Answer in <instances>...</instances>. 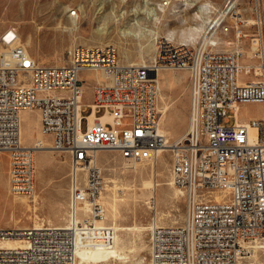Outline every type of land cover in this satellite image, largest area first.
<instances>
[{
	"label": "built area",
	"instance_id": "built-area-1",
	"mask_svg": "<svg viewBox=\"0 0 264 264\" xmlns=\"http://www.w3.org/2000/svg\"><path fill=\"white\" fill-rule=\"evenodd\" d=\"M235 7V0H226L206 34L226 33ZM251 41L257 44L258 62L252 67L257 80L239 77L247 70L240 64L241 47L213 49L212 44L166 38L158 40L154 62L141 65L120 63L113 44H78L61 65L36 61L22 45L10 48L8 58L0 55V154L8 153L11 192L31 196L35 190V148L21 140L25 110L40 111L43 132L54 150L68 154L71 169L68 226H0V240L22 237L27 242L19 248L0 244V264H76L79 246L113 244L115 228L95 223L104 212L99 198L105 180L95 151L119 150L137 164L167 147L158 108L160 68L189 73L188 128L170 146L172 174L187 209L179 224L152 225L151 264H248L264 253V117L238 123L236 112L238 104L264 103L262 33ZM94 70L105 72L110 82L93 83L86 100L82 72ZM85 104L91 107L87 115ZM107 115L111 119H101ZM215 192L225 193L224 198L217 200Z\"/></svg>",
	"mask_w": 264,
	"mask_h": 264
},
{
	"label": "rangeland",
	"instance_id": "rangeland-1",
	"mask_svg": "<svg viewBox=\"0 0 264 264\" xmlns=\"http://www.w3.org/2000/svg\"><path fill=\"white\" fill-rule=\"evenodd\" d=\"M189 1L193 4L181 6L180 15L176 16L173 15V9L181 5L182 0H0V55H3L2 48L11 47L7 46L3 35L14 30L20 37V42L15 45L26 46L36 61L46 65H61L69 62V50L77 44H113L118 49L120 62L143 63L141 62L143 59L151 61L157 37L168 38V32L173 31L174 38L171 40L180 42L182 29H188L190 25L202 22L200 17L195 16L201 2L210 1L214 7L210 15L215 16L226 0ZM143 3L153 8L154 13L159 17L157 21L146 18V14L141 11ZM236 5L237 13L228 16L229 30L217 35L220 42L213 49L231 50L237 46H244L250 51L252 38L262 33L264 39V0H238ZM161 6H164V11L159 9ZM74 11L77 14L73 15ZM203 16L205 17L206 14L204 13ZM135 22L142 27L139 36L127 33ZM98 28L100 30H97ZM148 29H153L156 34L150 36ZM240 32L244 36L238 41L237 33ZM203 35L200 33L197 41L190 44H200ZM150 42L152 48L148 51L147 45ZM242 61H250L257 65L258 59L243 58ZM157 76L166 92L169 91L168 87H172L167 97L164 94L162 103L168 107V111L164 122L161 123L162 129L169 132L171 141L181 137L188 128L191 105L188 73L185 70H161ZM240 77L258 78L253 73L243 72ZM82 78L86 85V100L91 96V83L96 79H105L102 72L87 71L82 72ZM90 112L91 107L85 104L83 114L87 115ZM103 112L102 108L97 111L98 114ZM258 117H264V103L240 104L241 120L250 121ZM22 124L25 133L24 142L30 143L32 139L41 137L36 110L23 113ZM86 124V119L82 120V130H85ZM48 138L43 139L46 144H50ZM157 158V160L137 163L134 167L133 165L136 164L125 160L120 151L98 152V164L103 169L105 178L103 192L107 212L105 224L122 227L139 225L145 226L146 229L141 232L136 229H115L118 242L107 247L114 245L120 251L127 253L126 259L104 254L103 251L107 248L105 246H79L77 249L80 252L90 256L89 263L150 264L149 235L153 223L167 225L179 224L183 221L186 200L181 191L179 192V188L169 184L155 185L156 182H167L172 179L170 173L172 153L166 151L163 158L159 156ZM47 162H51V167L48 173H45L38 168V165L42 166ZM35 165V196H28L29 199L25 198L27 196L17 198L8 191L9 158L6 152H1V227L24 228L42 222L55 226L68 224L70 185L68 154L56 152L51 148L40 149L36 152ZM94 256H97V261L92 260L91 257Z\"/></svg>",
	"mask_w": 264,
	"mask_h": 264
},
{
	"label": "bare ground",
	"instance_id": "bare-ground-1",
	"mask_svg": "<svg viewBox=\"0 0 264 264\" xmlns=\"http://www.w3.org/2000/svg\"><path fill=\"white\" fill-rule=\"evenodd\" d=\"M183 2H182V4L181 5H179V6H177V7H174V9H173V15H180V12H181V10H182V8H181V6H183V5H185V6H187L189 3H191V4H193V2H191V1H189V0H182ZM199 1V0H198ZM237 1L238 0H235V6H237L236 5V3H237ZM167 2H164V4H166ZM144 4V3H143ZM145 6V7H144ZM144 6L141 8V11L143 12V13H145L146 14V18H152L154 21H157L158 19H159V17L156 15V13H154V11H153V8L152 7H147L145 4H144ZM214 7L212 6V4L210 3V1H204V2H201L200 4H199V6L197 7V10H196V12H195V16L196 17H200L201 19H202V22L201 23H199V24H196V25H190L189 27H188V29H182V32H181V34H180V39H179V41L180 42H174V41H172L171 39H173L174 37V32L173 31H169L168 32V38H166V37H164V36H160V37H157L156 38V47H155V52H154V55H153V57L151 58V61H146V60H144L143 59V61H141V62H143V63H134V62H120L119 61V58H118V61L120 62V63H124V64H136V65H141V64H148V63H151V62H154V60H155V56H156V52H157V43H158V40L160 39V38H166V39H168L169 41H171V42H174V43H186V44H190V43H195L196 41H197V39H198V37L200 36V33H203L204 35L202 36V40H201V43H200V45H202V46H208L209 44H212V45H214V47H215V45H217L220 41L218 40V37H217V35H215V34H206V32H207V29L209 28V23L211 22V21H213V20H217L218 19V14L217 15H215V16H211L210 15V13L212 12V9H213ZM161 11H164V6H161V8H159ZM136 11V10H135ZM166 11V10H165ZM206 14V16L204 17L203 16V14ZM234 13L236 14L237 12H236V10L234 11ZM73 15H75V14H77V12L76 11H74L73 13H72ZM239 14V13H238ZM154 16V17H153ZM235 16V15H234ZM71 17H73V16H71ZM76 17V16H75ZM238 17V16H237ZM72 19V18H71ZM75 20V19H74ZM253 21V20H252ZM76 24V23H75ZM77 26V25H76ZM75 26V27H76ZM74 29V28H73ZM141 29H142V27L140 26V24L138 23V22H135V24H132V27H131V29H130V31H127V33H132V34H134L135 36H139L140 35V31H141ZM97 30H100L99 28L97 29ZM12 31V30H11ZM148 31H149V35L150 36H154L155 34H156V32L153 30V29H148ZM12 32H14L15 33V38L11 41V42H7V41H5V43L7 44V46H11L10 48H12V47H14V46H16L15 44L16 43H18V42H20V37H19V35H18V32H16V31H12ZM239 35V36H238ZM237 37H238V41H240L242 38H243V36H242V34H241V32L240 33H237ZM245 37H247V35H245ZM28 39V38H27ZM155 39V38H154ZM155 42V41H154ZM227 43H231V42H228L227 41ZM78 45V44H77ZM84 45V44H83ZM105 45V44H104ZM197 45H199V44H197ZM76 46V45H75ZM148 51L152 48V43L150 42L148 45ZM27 51H28V49L26 48V46H23ZM74 47V46H73ZM72 47V48H73ZM143 47V46H142ZM238 47H241L242 48V50L244 51V55L240 58V64L242 65V67L243 66H245L246 67V69L247 70H241L240 72H239V77H240V75H241V73L243 72V73H246V74H251V73H253L254 74V76H257V74H256V72L255 71H253L252 70V67H254V66H256V65H254V64H252V63H250V61H247V62H243L242 61V59L243 58H247V59H249V60H251V59H254V58H256L255 56H254V51L256 50V48H257V44H255L254 45V43H252L251 42V48H252V50H250V51H247L246 49H245V47L244 46H237V48ZM10 48L9 49H6L5 47L4 48H2V53H3V55H1V56H5V58H8L9 57V50H10ZM71 48V49H72ZM236 48V47H235ZM234 48V49H235ZM70 49V50H71ZM69 50V51H70ZM29 52V51H28ZM152 52V51H151ZM30 53V52H29ZM1 54V53H0ZM31 55V54H30ZM32 56V55H31ZM142 56V55H141ZM33 57V56H32ZM144 57V56H143ZM34 58V57H33ZM35 59V58H34ZM147 59V58H146ZM36 60V59H35ZM138 62V61H137ZM140 62V61H139ZM161 70H184V69H175V68H164V69H159L158 70V72L159 71H161ZM187 73H188V71L187 70H185ZM87 72H102L103 74H104V78L105 79H103V80H101V81H97V83H105V82H110V80H109V77H108V75L105 73V72H103V71H101V70H94V71H87ZM158 74V73H157ZM258 77V76H257ZM259 78V77H258ZM258 78H252V80H257ZM156 79H157V82H158V108H159V110H160V113H161V117H160V129L162 130V132L165 134V136H166V138H167V143H168V145H166L167 147L166 148H164V149H162V150H160L159 151V157L160 158H163V155H164V153L166 152V151H171L170 150V146H175V144H176V142H178V140H180L182 137H183V135L185 134H183L181 137H179V138H177V139H174V140H171L170 141V137H169V132L168 131H165V130H163L162 129V127H161V123L162 122H164V119H165V115H166V113H167V111H168V107L166 106V105H164L163 103H162V101H163V98H164V91L162 90V86H161V82H160V80H159V77L158 76H156ZM188 80H189V73H188ZM240 80H242V79H240ZM243 81V80H242ZM86 86V85H85ZM84 86V87H85ZM91 88H92V86H91ZM250 103H252V102H250ZM254 103V102H253ZM260 103H262V102H260ZM169 106V105H168ZM239 109H240V104H238V107H237V110H236V112H237V119H238V123H249V121H243V120H241L240 118H239ZM28 110H36V111H38V113H39V119H40V111L38 110V109H36V108H34V109H28ZM22 114V113H21ZM243 118V117H242ZM102 120H107V119H111L108 115L107 116H105V117H103V118H101ZM245 119V118H244ZM188 123H189V117H188ZM255 128H253L252 126L250 127V132H251V134L253 135L254 133H255ZM40 136L41 137H37V138H35V139H32V144H27V143H25L24 142V140H25V133H24V127H23V124H22V116H21V140H22V143L25 145V146H28V147H34L35 148V161H36V152H37V150H40V149H48V148H51L52 150H54V148H53V144H52V138L48 135V134H46V133H44L43 132V130H42V125H41V120H40ZM45 137H49L48 139H49V142H50V144H46V142L44 141L45 139ZM44 139V140H43ZM47 139V140H48ZM48 145V146H47ZM110 150H115V149H110ZM54 151H56V152H60V151H57V150H54ZM100 151H103V150H97V151H95V155H96V159H97V155H98V152H100ZM116 151H119V150H116ZM7 153V152H6ZM7 155H8V153H7ZM153 159H155V160H157L158 158L157 157H154ZM97 162H98V159H97ZM70 163V162H69ZM128 166H130V165H127V167ZM134 167H136L137 166V164L136 165H133ZM51 167V162H47V163H45V164H43L42 166H39L38 165V168H41V170H43V171H45V173H48V171H49V168ZM135 170V169H134ZM170 170H171V168H170ZM70 171H71V169H70ZM137 171V170H136ZM170 173H171V178L172 179H170L169 181H167V182H164V181H160V182H156L155 183V185H158V186H164V185H166V184H169V185H174V187L175 186H177L178 188H179V186L178 185H176V183H175V181H174V177H173V174H172V170L170 171ZM35 178H36V171H35ZM35 186H36V183H35ZM104 190H105V180H104V186H103V189L101 190V193H100V198H99V200H100V202L103 204V206H104V212H103V215H102V217L101 218H97L96 220H95V223L97 224V225H99V226H105V225H107V224H105V222H104V220L106 219V206H105V203H104V200H103V192H104ZM179 190V192L181 191V193L184 195V192L182 191V189L181 188H179L178 189ZM8 191H9V193L10 194H12L13 196H15V197H17V198H22V197H24V196H27V197H25L26 199H29L28 198V195H17V194H13L12 192H11V190H10V178H9V170H8ZM177 191V190H176ZM155 192V191H154ZM35 193H36V187H35V190H34V192H33V194H31V196H35ZM178 193V192H177ZM224 194L225 193H219V192H215V193H213V195L216 197V199L217 200H221V199H223L224 198ZM154 195H156V194H154ZM34 198V197H33ZM26 201V200H25ZM25 203H27V202H25ZM89 209V206L87 207V210ZM186 209H187V207H186ZM158 213V212H157ZM88 214V213H87ZM185 216H186V210H185V214H184V218H185ZM70 217H71V212H70V208H69V219H68V224H69V221H70ZM20 218V217H19ZM18 218V219H19ZM157 220V219H156ZM184 220V219H183ZM158 223V222H157ZM156 222L155 223H153V225L154 224H157ZM167 223V222H166ZM16 224V223H15ZM68 224L67 225H60V226H56V227H60V228H65V227H67L68 226ZM46 224L45 223H43L42 222V224L41 223H35V225H33V226H30V227H24V228H5V229H17V230H24V229H27V228H40V227H42V226H45ZM157 225H161V224H157ZM167 225H173V224H167ZM49 226H55V225H49ZM113 228H115V229H136L138 232H141V231H143V230H145L146 229V227L145 226H139V225H134V226H125V227H122V226H118V225H113L112 226ZM152 227V226H151ZM4 228V227H3ZM151 230V229H150ZM118 242V239L117 238H115V240H114V242L113 243H117ZM0 244L2 245V246H5V247H9V248H19V247H25L26 245H27V242H26V240L24 239V238H22V237H13V238H4V239H1L0 240ZM103 253L104 254H111L112 256H114V257H116V258H119V259H126L127 258V253H124V252H122V251H120L119 249H117L114 245L112 246V247H107V248H105V250L103 251ZM92 258V260H94V261H97V256H94V257H91ZM91 259H90V256L89 255H87V254H85V253H82V252H80V250H78L77 249V260H76V264H91V263H89V261H90ZM145 260V259H144ZM250 262L248 263V264H263L264 263V253H258L255 257H251L250 258ZM151 264V263H150Z\"/></svg>",
	"mask_w": 264,
	"mask_h": 264
},
{
	"label": "crops",
	"instance_id": "crops-1",
	"mask_svg": "<svg viewBox=\"0 0 264 264\" xmlns=\"http://www.w3.org/2000/svg\"><path fill=\"white\" fill-rule=\"evenodd\" d=\"M46 61H49V60H46ZM89 73H92V72H89ZM101 80H103V78L102 79H96L94 82H92L91 84H93V83H95V82H97V81H101ZM172 89V87H168V92H166L165 91V89H163V85H162V90L164 91V93L166 94V97L168 96V94H169V92H170V90ZM28 110H25V111H23L22 112V114L23 113H26ZM22 114H21V116H22ZM37 118H38V120H39V130H40V119H39V113H38V111H37ZM25 143H27V142H25ZM33 142H31L30 141V143L28 142L27 144H32Z\"/></svg>",
	"mask_w": 264,
	"mask_h": 264
},
{
	"label": "water",
	"instance_id": "water-1",
	"mask_svg": "<svg viewBox=\"0 0 264 264\" xmlns=\"http://www.w3.org/2000/svg\"><path fill=\"white\" fill-rule=\"evenodd\" d=\"M15 38V33L12 31H8L4 34V39L8 42L12 41ZM154 75V73H152Z\"/></svg>",
	"mask_w": 264,
	"mask_h": 264
}]
</instances>
